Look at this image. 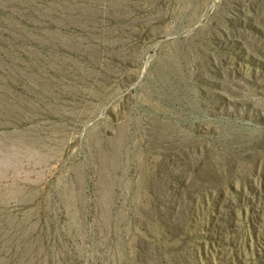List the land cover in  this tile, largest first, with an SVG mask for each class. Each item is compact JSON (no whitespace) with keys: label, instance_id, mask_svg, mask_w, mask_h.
Segmentation results:
<instances>
[{"label":"rangeland","instance_id":"obj_1","mask_svg":"<svg viewBox=\"0 0 264 264\" xmlns=\"http://www.w3.org/2000/svg\"><path fill=\"white\" fill-rule=\"evenodd\" d=\"M0 264H264V0H0Z\"/></svg>","mask_w":264,"mask_h":264}]
</instances>
